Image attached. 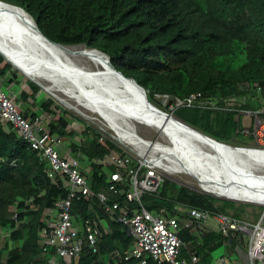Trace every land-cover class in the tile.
Instances as JSON below:
<instances>
[{"label":"trees","instance_id":"trees-1","mask_svg":"<svg viewBox=\"0 0 264 264\" xmlns=\"http://www.w3.org/2000/svg\"><path fill=\"white\" fill-rule=\"evenodd\" d=\"M0 1L21 8L50 41L107 55L113 67L132 78L146 91L149 102L163 112H171L174 99L192 93L219 101V110L175 109L173 116L183 123L228 145L241 146L253 140L251 135H243L241 121L235 117L240 110L264 109V0ZM0 82L4 89L11 86L19 91L15 103L25 119L45 114L47 130L59 136L76 157L94 194L106 195L108 204L137 206L127 204L123 194L109 192V175L123 169L103 162L112 153L130 162L122 148L109 139L100 142L101 134L89 125L83 124L78 132L68 129L76 118L44 98L33 82L22 84L20 74L1 56ZM243 83L256 86L247 93L238 89ZM163 96L169 99L164 108L156 99ZM244 96H250L246 104L236 101ZM119 188L128 190L123 185ZM66 196V189L47 177V164L37 152L10 123L0 120V264H51L52 259L56 264H111L114 253L128 251L132 239L126 228L109 221L95 198L74 199L71 215L77 222H106L108 232L97 244V252L83 233V250L71 263L56 257L54 249L42 246L38 233L44 217ZM141 203L157 214L184 204L238 220L249 216L247 205L199 193L167 179L156 194H144ZM179 237L192 244L181 249L179 259L187 260L195 252L200 264H209L211 254L224 243L234 246V240L215 231L206 232L201 239L189 231H181ZM119 264L132 263L122 260ZM147 264L169 263L149 259Z\"/></svg>","mask_w":264,"mask_h":264},{"label":"built area","instance_id":"built-area-1","mask_svg":"<svg viewBox=\"0 0 264 264\" xmlns=\"http://www.w3.org/2000/svg\"><path fill=\"white\" fill-rule=\"evenodd\" d=\"M255 86L243 83L238 89L250 93ZM162 98L166 99L168 104V97ZM249 98L250 96H244L236 101L244 105ZM14 99L15 97L9 91L8 93L3 91L0 82L1 122L12 125L13 130L47 164V177L51 182L61 184L67 191L66 198L57 202L51 210L54 216L44 223L38 233L41 245L54 249L56 257L67 263L77 260L83 250L85 239L80 236V233L89 240L93 252H97L96 246L108 229L102 227L96 220L77 222L71 215L74 199L95 198L107 219L121 223L132 239L130 248L125 254L114 253L115 260L111 264H119L122 260L132 264H147L149 259L169 264H200V258L195 252L189 254L188 260L179 259L181 249L187 246L179 237L181 231H189L197 238L206 232L215 231L229 241H248L247 254L250 264H254L255 261L264 263V220L262 218L257 221L238 220L184 204H175L173 210H164L159 214L148 211L141 203L142 196L156 194L163 180L175 177H172L173 173H168L164 169L157 155H148L141 149H131L134 155H129L132 159L130 162L129 159L123 162L121 156L115 153L110 154L103 162L123 169L121 173L115 172L109 175L111 183L109 192L115 195L123 194L127 204L136 203L137 206L130 208L121 206L117 202L108 204L106 195L94 194L90 190L72 152L69 151L66 156L60 154L62 140L47 130L48 122L45 114L27 120L21 115ZM218 103L219 101L205 99L201 93H192L184 99H174L170 109L171 112L183 107L219 110L221 107ZM263 103L261 99V105H264ZM235 120L241 121L243 135L252 136L251 142L261 143L264 140V109L262 107L256 110H240ZM244 126L247 127L244 128ZM103 139L105 138L101 135L100 142H103ZM260 146L264 147L263 144ZM132 162L136 164L132 165ZM122 185L128 187V190L120 191L119 187ZM31 202L32 200H29L27 204L30 205ZM13 219L16 220V214Z\"/></svg>","mask_w":264,"mask_h":264},{"label":"bare ground","instance_id":"bare-ground-1","mask_svg":"<svg viewBox=\"0 0 264 264\" xmlns=\"http://www.w3.org/2000/svg\"><path fill=\"white\" fill-rule=\"evenodd\" d=\"M0 52L68 109L86 117L78 108L86 109V106V110L99 114L114 138L124 146L153 150L168 173L193 178L208 195L264 205L263 147L239 149L220 143L172 114H162L150 106L147 96L132 83L113 74L101 53L84 46L61 48L45 42L28 15L3 2H0ZM78 60L86 65L75 64ZM40 80L74 84L75 95L72 92L66 98L78 104L58 97L56 93L61 91L51 92V87ZM125 116L156 130L164 140L143 139Z\"/></svg>","mask_w":264,"mask_h":264},{"label":"rangeland","instance_id":"rangeland-1","mask_svg":"<svg viewBox=\"0 0 264 264\" xmlns=\"http://www.w3.org/2000/svg\"><path fill=\"white\" fill-rule=\"evenodd\" d=\"M75 64L79 65V66H85L86 64L80 60L78 61H75L74 62ZM15 69V68H14ZM19 74H20V78H21V82L22 84L25 83V81H31L30 78L25 75H23L22 73H20L17 69H15ZM41 81V80H40ZM33 82L39 89H40V94H42V96L44 98H50L51 100H53L54 104L58 107H60L62 110H64L65 112H68L70 113L71 115L74 116V120L71 121L70 125H69V128L70 130H74V131H81L84 127L83 124H86V125H89L91 126L92 128H94L95 130H97L105 139H109L113 142H115L120 148H122L128 155H131L133 154L131 148L127 147V146H124L123 144H121L120 142H118L114 136H113V133L111 132V130L108 129L107 125L104 123V121L101 119V116L97 113H94L92 111H89V110H86L88 107L84 106L86 109L82 108V107H78L79 110L87 117H83L78 111H75V110H71V109H68L67 107H65L63 104H61L60 102L56 101L54 99V97H52L50 94L46 93L44 90H41L40 88V84L37 83L36 81H31ZM42 84H44L46 87H51V92H58L57 90L61 91V93H56L58 97L60 98H64L66 99L70 104L73 102L74 105H77L78 103H74V100H69L67 97L70 96L73 92V95H75L74 92L77 91V89L75 88V85L74 84H65L63 83L62 81H55L52 80V84H50V82L48 81H41ZM48 82V83H47ZM57 82V83H56ZM64 87H63V86ZM69 85V86H68ZM3 91H5L6 93H8L7 89H4L2 88ZM62 89H64L62 91ZM73 89V90H72ZM76 90V91H75ZM68 92V93H67ZM157 101L161 104V106L164 108L167 106V100L166 99H163V98H159V97H156ZM79 102V101H77ZM170 109V108H169ZM171 110V109H170ZM126 118V116H125ZM123 117V119H125ZM119 119H122V117H119ZM128 122H130L133 127L135 128V130L137 131V134L142 137L143 139H146L148 141H151V142H155V141H160V140H164L163 136L159 133L156 132V130L152 129V128H149L147 126H143L142 124H138L137 122L133 121V120H130L129 118H126ZM135 119V118H134ZM78 120V121H76ZM247 122L248 119H246ZM242 122H243V119H242ZM247 126H244V128H246ZM264 145V140L260 142H249L248 144H246V146L244 147H248V148H254V147H261L260 145ZM233 145V144H232ZM235 146V145H233ZM251 146V147H250ZM264 148V147H263ZM147 152V154L151 155V154H155L157 155V153H155L153 150H150V149H145V153ZM134 155V154H133ZM172 177H175V178H167L168 181L178 185V186H183V187H186L190 190H193V191H196V192H199V193H203L202 190L199 189L197 183L195 182V180L187 175H182V174H173ZM264 177V175H263ZM264 181V180H263ZM211 196V194H210ZM216 196V195H214ZM212 196V197H214ZM218 197V196H217ZM216 197V198H217ZM219 199V198H218ZM220 199H226V198H220ZM239 201V200H237ZM237 204H244V205H247L248 208H247V212L249 214V216L246 218L247 221H257V220H260L261 218L264 220V216H263V211H264V205H260V204H254V203H250V202H245V201H239V202H236Z\"/></svg>","mask_w":264,"mask_h":264},{"label":"crops","instance_id":"crops-1","mask_svg":"<svg viewBox=\"0 0 264 264\" xmlns=\"http://www.w3.org/2000/svg\"><path fill=\"white\" fill-rule=\"evenodd\" d=\"M7 91H9L14 96L19 95V91H16L14 87H11V86L8 87ZM59 152L62 156L68 155L69 150L65 147L64 142H62V146L59 149ZM51 212L52 211L48 212L46 217H44V223L48 222L54 216L51 214ZM99 222L102 227L107 228L105 221L101 220ZM186 245L189 247L192 246V244L190 243ZM248 247H249L248 241H243V242L234 241V246H231L230 243H224L219 249H217L211 254L209 264H250L248 254H247ZM50 263L56 264V260L52 259ZM254 264H264V263L255 261Z\"/></svg>","mask_w":264,"mask_h":264},{"label":"water","instance_id":"water-1","mask_svg":"<svg viewBox=\"0 0 264 264\" xmlns=\"http://www.w3.org/2000/svg\"><path fill=\"white\" fill-rule=\"evenodd\" d=\"M1 2V1H0ZM9 5V4H8ZM11 6H13V5H11ZM15 8H18V9H20V10H22L21 8H19V7H16V6H14ZM23 11V10H22ZM24 12V11H23ZM25 13V12H24ZM26 14V13H25ZM26 15H28V14H26ZM29 16V15H28ZM30 17V16H29ZM31 18V17H30ZM32 19V18H31ZM32 21H33V23H34V28H35V30H36V32L38 33V35H39V37L41 38V39H43L45 42H47V43H49V44H52V45H55V46H58V47H66V46H63V45H60V44H57V43H54V42H52V41H50L47 37H45L41 32H40V30L37 28V25H36V23L34 22V20L32 19ZM91 50H94V49H91ZM95 51H97V50H95ZM99 52V51H98ZM99 53H101V52H99ZM105 58H106V60H107V64H108V67H109V69H110V71L113 73V74H115L116 76H118V77H120L122 80H124V81H129L130 83H132L137 89H139L141 92H142V94H143V96L145 97V95L147 96V94H146V91L142 88V87H140L132 78H129V77H125L121 72H119V71H117L114 67H113V65L110 63V60H109V57L107 56V55H105V54H103V53H101ZM0 56L4 59V61L6 62V63H8V64H10L13 68H15V69H17L20 73H22L18 68H16V66L13 64V63H11L1 52H0ZM23 74V73H22ZM24 75V74H23ZM28 78V77H27ZM31 80V79H30ZM41 88V90H44L42 87H40ZM56 101H57V99H56ZM59 102V101H58ZM150 106H152L153 108H155L156 110H158L159 112H161L162 114H164V115H171V114H173L172 112H170V113H166V112H163L162 110H159V109H157L154 105H152V104H150ZM182 122V121H181ZM183 123V122H182ZM187 125V124H186ZM188 127H191V126H189V125H187ZM191 128H193V127H191ZM194 130H196V131H198L197 129H195V128H193ZM199 133H201V134H204V133H202V132H200V131H198ZM205 135V134H204ZM207 136V135H206ZM208 138H210L211 140H214V141H217V142H221V143H224V144H226L225 142H222V141H218V140H216V139H214V138H212V137H209V136H207ZM236 146V145H235ZM239 149H241V148H245L244 146H237ZM237 147H235V148H237ZM212 196V195H211ZM215 197V196H214ZM217 198H219V197H217ZM226 200H229V201H234V202H238V201H236V200H231V199H226ZM263 214H264V211H263Z\"/></svg>","mask_w":264,"mask_h":264},{"label":"clouds","instance_id":"clouds-1","mask_svg":"<svg viewBox=\"0 0 264 264\" xmlns=\"http://www.w3.org/2000/svg\"><path fill=\"white\" fill-rule=\"evenodd\" d=\"M32 81V80H31ZM11 95H13V94H11ZM14 96V95H13ZM15 98H16V96H14ZM14 101H15V99H14ZM17 105V104H16ZM18 106V105H17ZM19 108V107H18ZM173 113V112H172ZM173 115V114H172ZM237 146V145H236ZM241 146H246V145H241ZM202 193V192H201ZM203 194H206V193H203ZM206 195H208V194H206ZM210 196V195H209ZM216 198V197H215ZM220 199V198H219ZM224 200H226V199H224ZM234 202V201H233ZM239 202V201H238Z\"/></svg>","mask_w":264,"mask_h":264}]
</instances>
